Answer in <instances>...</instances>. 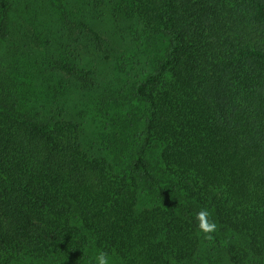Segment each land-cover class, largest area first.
Listing matches in <instances>:
<instances>
[{
	"label": "trees",
	"instance_id": "trees-1",
	"mask_svg": "<svg viewBox=\"0 0 264 264\" xmlns=\"http://www.w3.org/2000/svg\"><path fill=\"white\" fill-rule=\"evenodd\" d=\"M88 51L118 52L101 79ZM94 89L98 153L67 113ZM101 251L264 264V0H0V264Z\"/></svg>",
	"mask_w": 264,
	"mask_h": 264
},
{
	"label": "rangeland",
	"instance_id": "rangeland-1",
	"mask_svg": "<svg viewBox=\"0 0 264 264\" xmlns=\"http://www.w3.org/2000/svg\"><path fill=\"white\" fill-rule=\"evenodd\" d=\"M101 25L104 30L111 34L113 41L112 45L119 44L120 38L119 34H117V28L119 25L111 19L106 20V22L101 23ZM124 27L120 33L126 34L127 29ZM116 53L118 52L110 54L109 56L107 52L99 53L88 51L86 54V63L93 67L94 65L99 66L102 74L100 75L101 79L106 76L104 73L110 72L112 61L116 56ZM95 94H97V89L90 91L76 90L70 96L67 113L68 117L78 121L82 133L89 141L86 146L91 152L98 153L103 152V149L106 150L108 135L113 129L112 123L114 122V118L110 117V114L108 116L99 110L98 107H95V103L92 100V97H94ZM141 114L142 113L140 112L139 115Z\"/></svg>",
	"mask_w": 264,
	"mask_h": 264
},
{
	"label": "clouds",
	"instance_id": "clouds-1",
	"mask_svg": "<svg viewBox=\"0 0 264 264\" xmlns=\"http://www.w3.org/2000/svg\"><path fill=\"white\" fill-rule=\"evenodd\" d=\"M211 213L207 209H201L196 213L198 233L204 234L205 239L211 240L212 234L217 230L215 221L210 219ZM96 264H110L107 252L101 251L95 257Z\"/></svg>",
	"mask_w": 264,
	"mask_h": 264
}]
</instances>
